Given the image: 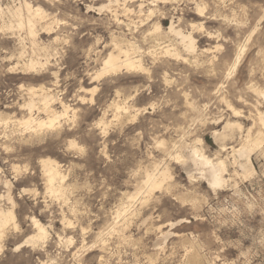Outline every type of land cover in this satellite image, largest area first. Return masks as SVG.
<instances>
[{
	"label": "rangeland",
	"instance_id": "374dc122",
	"mask_svg": "<svg viewBox=\"0 0 264 264\" xmlns=\"http://www.w3.org/2000/svg\"><path fill=\"white\" fill-rule=\"evenodd\" d=\"M117 1L0 0V208L15 213L0 264H264V153H253L256 174L246 179L230 149L243 138L222 151L213 134L229 121L242 122L244 135L260 130L264 0ZM28 6L43 15L34 36L12 17L19 8L28 17ZM172 24L193 35L195 53L168 35ZM113 36L139 48L146 71L96 78ZM43 94L55 99L50 110L64 113V102L67 114L55 127L29 129L31 115L48 117ZM193 148L227 161L225 188L200 179L187 160ZM45 161L57 166L63 196L51 194ZM166 170L162 189L149 191L146 175ZM35 221L47 228L44 240Z\"/></svg>",
	"mask_w": 264,
	"mask_h": 264
},
{
	"label": "bare ground",
	"instance_id": "6f19581e",
	"mask_svg": "<svg viewBox=\"0 0 264 264\" xmlns=\"http://www.w3.org/2000/svg\"><path fill=\"white\" fill-rule=\"evenodd\" d=\"M47 1V0H46ZM49 1H52V0H49ZM117 1V0H116ZM118 2V1H117ZM53 3V2H52ZM110 3H113L112 1ZM114 4V3H113ZM1 5V4H0ZM31 5V4H30ZM126 5V4H125ZM121 6V4H120ZM131 6V5H130ZM24 7V6H23ZM94 7V6H92ZM109 7V5H108ZM128 7V6H127ZM22 8V7H21ZM33 7L31 6H28L27 7V11H28V17L24 18V15L25 13L22 12V10L19 8L15 11L12 12V17L16 20V27H20V28H23V26L25 27V25L28 27V31L30 32L31 35L34 34L35 31V28L36 25L38 24V19L42 18V14L40 13L41 11L38 9L34 11V8L32 9ZM56 8V7H55ZM9 9V8H8ZM113 9V8H112ZM111 9V10H112ZM118 9V8H117ZM130 9V8H129ZM6 10V9H5ZM103 10V7L102 9ZM107 10V9H106ZM105 10V11H106ZM94 11V9H93ZM119 11V10H118ZM7 12V11H6ZM3 11L1 10V7H0V16L4 14H2ZM142 13V12H141ZM8 15V12L6 13ZM46 14V13H45ZM151 14V13H150ZM129 16V14H128ZM117 17V16H116ZM147 17H149L147 15ZM152 17V16H150ZM126 19V18H125ZM10 20H11V17H10ZM52 20V19H51ZM111 20V19H110ZM123 20V19H122ZM129 20V19H128ZM8 21V20H7ZM6 21V22H7ZM13 21V20H12ZM117 21H119L118 17H117ZM149 21V20H148ZM238 21V20H237ZM5 22V23H6ZM14 22V21H13ZM114 22V21H113ZM37 23V24H36ZM108 23V22H107ZM110 23V22H109ZM117 23V22H116ZM154 23V22H153ZM233 23V22H232ZM8 24V23H7ZM50 24V22H49ZM121 24V23H120ZM140 25V22L138 23ZM137 24V25H138ZM142 24V23H141ZM47 25V24H46ZM119 25V24H118ZM126 25V23H125ZM130 25V24H129ZM128 25V27H129ZM133 25V24H132ZM39 26V24H38ZM117 26V25H116ZM120 26V25H119ZM141 26V25H140ZM162 25L159 23V24H154L152 26V29L154 30L153 31V34L155 35V40L157 41H161L163 40V35L161 33V30H162ZM14 27V26H13ZM15 27V28H16ZM135 27V26H134ZM47 28V27H46ZM149 28V27H148ZM147 28V29H148ZM52 29V28H51ZM150 29V28H149ZM10 30V29H9ZM22 30V29H20ZM43 30V29H42ZM115 29H113L114 31ZM138 30V29H137ZM15 31V30H13ZM38 31V30H37ZM46 31V30H45ZM10 32V31H9ZM112 32V31H111ZM116 32V31H115ZM120 32V31H119ZM129 32V30H128ZM132 32V31H131ZM134 32V31H133ZM163 32V31H162ZM50 33V32H49ZM146 33V32H145ZM168 35H175L176 37V40L180 41L181 42V45H183V47L190 53H195L196 52V43H195V39L193 38V35L192 34H186V32L184 33L182 30H177L176 27L174 26V24H172L169 28V31H168ZM27 34V33H26ZM38 34V33H37ZM36 34V35H37ZM119 34V33H118ZM127 34V33H126ZM164 34V32H163ZM154 35H151V36H154ZM34 36V35H33ZM110 36V35H109ZM119 36V35H118ZM124 36V35H123ZM142 36H143V33H142ZM150 36V37H151ZM102 37V36H101ZM140 37V35H139ZM148 37V36H146ZM168 37V36H167ZM26 38V37H25ZM35 38V37H34ZM100 38V37H99ZM152 38V37H151ZM140 39V38H139ZM142 39V38H141ZM148 39V38H147ZM146 39V40H147ZM169 39V38H167ZM29 40H30V37H29ZM32 40V39H31ZM104 40V39H103ZM132 40V38L130 39ZM152 41V39H150ZM165 40V39H164ZM249 40V39H248ZM26 41V40H25ZM33 41V40H32ZM37 41V40H36ZM145 41V40H144ZM170 41V39L168 40ZM27 42V41H26ZM138 42V41H136ZM142 42V41H141ZM30 43V42H29ZM34 44V42H32ZM38 43V42H37ZM101 43V42H100ZM151 43V42H150ZM172 43V42H171ZM21 44V43H20ZM25 44V43H24ZM36 44V42H35ZM106 44V43H105ZM138 44V43H137ZM145 44H146V41H145ZM164 44V43H163ZM174 44V43H173ZM32 45V44H31ZM44 45V44H43ZM109 45V44H108ZM149 45V43H148ZM245 45V44H244ZM40 46V45H39ZM38 46V47H39ZM164 46V45H163ZM174 46V45H173ZM172 46V47H173ZM22 47V46H21ZM36 47V46H35ZM96 47V46H95ZM98 47V46H97ZM139 47H140V43H139ZM143 47V46H142ZM147 47V46H146ZM149 47V46H148ZM165 47V54L166 55H170V56H173V57H180L181 55L179 54L178 50L176 48L172 49L170 48L171 45L169 46H164ZM178 47V46H177ZM23 48V47H22ZM37 48V47H36ZM108 48V47H107ZM113 48H114V51L112 53L109 54V56L106 58V56L103 54L102 52V55L105 56V61L103 63V67L100 71V73L97 75L96 78H99L103 75H106V74H109V73H116L118 71H120L122 68L127 69L129 71H146V69L144 68L143 66V60H141L137 55L135 54H138L137 53V50L139 48H137L135 46L134 43H132L131 41L127 40L126 38L125 39H120L118 38L117 36H113ZM163 48V47H162ZM181 48V47H180ZM244 48V47H243ZM43 49V48H42ZM97 49V48H96ZM144 49V48H143ZM154 49V48H153ZM182 49V48H181ZM241 49V48H240ZM38 50V48H37ZM112 50V49H111ZM152 50V49H151ZM184 50V51H186ZM35 51V50H34ZM39 51V50H38ZM49 51V50H48ZM47 51V52H48ZM92 50H90L91 52ZM41 52V51H40ZM43 52V51H42ZM108 52V51H107ZM106 52V53H107ZM155 52V51H154ZM238 52L240 53V51L238 50ZM143 53V52H142ZM146 54V53H145ZM152 54V53H151ZM35 55H37L35 53ZM48 55V53H47ZM56 55V54H55ZM133 55H135L133 57ZM142 56V54H140ZM147 55V54H146ZM264 55V54H263ZM54 56V55H53ZM150 56V55H149ZM37 57V56H36ZM49 57V56H47ZM103 57V56H102ZM264 57V56H263ZM33 58V57H32ZM46 58V56H45ZM101 58V57H100ZM144 58V57H143ZM36 59V58H35ZM237 59H241V56H237ZM29 60V59H28ZM31 60V59H30ZM34 60V58H33ZM50 60V59H49ZM101 60V59H99ZM32 61V60H31ZM237 61V60H236ZM38 62V60H37ZM42 63V62H41ZM102 63V62H101ZM100 63V64H101ZM198 63V62H197ZM239 63V61H238ZM38 64V63H35L34 61H32L30 63V67H32V69L35 67V65ZM48 64V62H47ZM236 64V63H235ZM43 65V64H42ZM40 66V65H39ZM148 66V65H147ZM17 67V66H16ZM15 68V67H13ZM24 68V66H23ZM29 68V66H28ZM39 68V67H38ZM26 69V67H25ZM25 69H22L25 71ZM36 69V68H35ZM18 70V69H17ZM16 70V71H17ZM34 70V69H33ZM139 73V72H138ZM137 73V74H138ZM142 73V72H141ZM232 75V74H231ZM228 77V76H227ZM228 80V79H227ZM222 85V84H221ZM248 85V84H247ZM246 86V85H245ZM249 86V85H248ZM253 86V84H252ZM221 87V86H220ZM261 87V86H260ZM218 88V87H217ZM219 89V88H218ZM255 89V88H254ZM45 90V89H44ZM48 89H46L47 91ZM249 90H251L249 88ZM29 91V90H28ZM51 91V90H50ZM239 91V90H238ZM246 91V89H245ZM32 92H34L32 90ZM217 92V91H216ZM240 92V91H239ZM255 94L258 96L257 98H260L261 100L264 101V89H255L254 90ZM43 93V92H42ZM49 93V92H48ZM31 94V93H30ZM52 94V93H51ZM228 94V93H227ZM254 94V95H255ZM39 95V94H38ZM240 95V94H238ZM42 96V95H41ZM39 96V97H41ZM226 96V95H225ZM230 96L229 94L227 95V97ZM33 97V96H32ZM37 97V95H35V98ZM242 97V96H241ZM57 98V96H56ZM233 98V97H232ZM239 98V97H238ZM255 98V99H257ZM54 97H51L49 96L48 94H43L42 96V103H43V109L46 113H48V117L44 120L42 119H39V118H32V115L30 117V119L27 120V122L25 123V125L29 128V129H34V128H52V127H55L57 125V123H59V120L62 119L61 117L64 116V114L66 113L67 114V110H68V107L64 105V102H63V109H64V113H58L54 110H50L51 105H53V100ZM231 99V98H230ZM254 99V100H255ZM55 100V99H54ZM60 100V99H59ZM240 100V99H239ZM245 101V100H244ZM256 101V100H255ZM262 101V103H264ZM55 102V101H54ZM187 102V101H186ZM249 102V101H248ZM29 103V102H28ZM242 103V102H241ZM261 103V105H262ZM27 104V103H26ZM243 104V103H242ZM248 105L250 106V104L248 103ZM252 105V104H251ZM27 109L30 111V113L34 110V108H36L35 106H37L34 101L31 100V102L27 105ZM40 106V105H39ZM246 106V105H245ZM252 107V106H250ZM250 107H249V110H250ZM124 108V107H123ZM253 108V107H252ZM251 108V109H252ZM259 108V107H258ZM257 108V109H258ZM38 109V108H37ZM42 109V110H43ZM120 109V108H119ZM243 109V108H242ZM122 110V109H121ZM254 110V109H253ZM231 111V110H230ZM235 112V115H239V113L236 111V110H233ZM233 111H232V114H233ZM258 111V110H257ZM121 112V111H120ZM124 112V111H123ZM254 112V111H253ZM72 113V112H71ZM69 114V113H68ZM257 114V113H256ZM231 115V114H230ZM234 115V116H235ZM257 120L259 121V126H260V130L257 132V134L255 136H253L252 134V129H249L246 133V135H244V132H243V126H242V122L240 123V121H235V122H227L225 123L226 125L223 126V131L222 132H215L213 133L214 134V137H215V140L218 141L217 143L221 142V146L222 148V151H226L227 148H226V142L231 140V142L233 140H235V136L237 134H239L240 136V139L243 138V142L241 143L240 147L238 148H234V147H230V149L232 150V153L231 156H233V164L237 166V169L241 171L242 173V176L244 178H251L253 177L255 174H256V170L254 168V165H253V162H252V155L254 152L256 151H260L262 153H264V117L262 116V114L258 111V114H257ZM246 116V115H245ZM117 117V116H116ZM242 117V116H241ZM1 118V117H0ZM9 118V117H8ZM65 118V117H64ZM67 119V118H66ZM9 120V119H8ZM252 120V119H251ZM2 121V120H1ZM242 121V120H241ZM16 122V121H15ZM14 122V123H15ZM11 123V122H10ZM9 123V124H10ZM8 128V127H7ZM19 128V127H18ZM5 130V129H4ZM38 130V129H37ZM219 131V130H218ZM221 131V130H220ZM255 133V131H253ZM36 133V132H35ZM7 135V134H6ZM30 137V136H29ZM9 138V137H8ZM235 142V141H234ZM75 144V143H74ZM161 144V143H160ZM163 144V143H162ZM228 144V143H227ZM238 144V143H237ZM240 144V143H239ZM71 146V145H70ZM235 146V145H234ZM222 151L221 154H222ZM226 154V153H225ZM260 154V153H259ZM178 156V155H177ZM224 156V155H223ZM220 157V155H219ZM176 158V157H175ZM177 159H181L180 156L177 157ZM223 159V158H222ZM228 159V158H227ZM183 160V159H182ZM188 160V164L190 162V166L191 167H194L193 169H197V171H200L198 173H200V179L201 180H205L209 186L214 189V191H216L217 189H223L225 188L229 182H230V179H227L226 175L227 173H230L228 171V164H227V161L226 160H221V159H218L217 161L215 160H212L210 159L208 156H206L202 150L200 149H197V148H193L191 154H190V158H187ZM53 161V160H52ZM185 162V160H183ZM187 162V161H186ZM230 161H228L229 163ZM57 165V164H56ZM43 166H44V169H45V172L47 174V178H48V182L50 184V192H52L51 194L53 195L56 194V195H61L63 196L64 194V191L62 189V187H55V183L56 181H58L60 179V172L57 168V166H55V164H53L51 161H45L43 162ZM230 166V165H229ZM168 169V168H167ZM163 170V169H162ZM192 170V169H191ZM148 171V170H147ZM169 170H166V171H162V173L160 175L158 174H147L146 172V182H145V186L148 188L149 191H155V189H158V188H161L162 185H163V182L168 178V172ZM155 172V171H153ZM194 172H196L194 170ZM151 173V172H150ZM156 173V172H155ZM197 173V174H198ZM44 174V173H43ZM230 175V174H228ZM196 176V175H195ZM229 178V177H228ZM171 179V178H170ZM195 180V178L193 179ZM169 181V180H168ZM171 181V180H170ZM232 182V181H231ZM170 183V182H169ZM12 184V183H11ZM61 184V182H60ZM64 184H66L64 182ZM171 185V184H170ZM236 185V184H235ZM65 186V185H64ZM6 187V186H5ZM8 187V186H7ZM47 187V186H46ZM66 187V186H65ZM146 188V189H147ZM162 189V188H161ZM10 190V189H9ZM48 191V190H47ZM146 191V190H145ZM67 192V190H66ZM69 192V191H68ZM217 192V191H216ZM154 193V192H153ZM150 195V194H149ZM10 197V196H9ZM52 197V196H51ZM149 197V196H148ZM10 199V198H9ZM13 199V198H12ZM65 200V198H64ZM15 203V202H14ZM13 205V204H12ZM14 207V206H13ZM127 207V205L125 206ZM124 208V207H123ZM6 209V208H5ZM5 209H2L0 208V240L4 237V234H5V230L7 229V227L15 220V213H14V209H8V210H5ZM138 211V210H137ZM127 212V211H126ZM126 214V213H125ZM120 215V214H119ZM124 215V214H123ZM131 215V214H130ZM125 216V215H124ZM129 216V215H128ZM134 216V215H133ZM35 219V218H34ZM115 220V219H114ZM120 221V220H119ZM16 222V221H15ZM14 222V223H15ZM128 222V221H126ZM172 224V223H171ZM126 225H128L126 223ZM35 226L38 230V236L37 238L39 240H44L46 237H48V235L46 236V229L44 228V226H42L38 221H35ZM117 226V225H116ZM163 226V225H162ZM172 226V225H171ZM112 229L113 227L110 226ZM118 227V226H117ZM124 227V226H123ZM121 229V227H120ZM85 230V229H84ZM115 230V229H114ZM48 232V231H47ZM122 232V231H120ZM162 234V233H161ZM168 234V233H167ZM166 234V235H167ZM172 234V233H170ZM160 235V234H159ZM165 236V235H164ZM8 237V236H7ZM163 237V236H162ZM161 237V238H162ZM170 237V236H168ZM32 238V237H31ZM32 240V239H31ZM47 240V239H46ZM3 241V240H2ZM71 241V240H70ZM46 242V241H44ZM161 242V241H160ZM3 244V243H2ZM44 244V243H43ZM43 247V246H42ZM1 248V247H0ZM85 249V247H84ZM186 249V248H185ZM192 250V248H191ZM189 253V252H188ZM193 253V252H192ZM187 254V253H186ZM196 255V254H195ZM199 255V253H198ZM186 256V255H185ZM191 256V255H190ZM194 256V255H193ZM188 259H189V256L187 255ZM192 259V258H191ZM195 259V258H194ZM196 259L198 261V258H197V255H196ZM200 260V259H199ZM196 262V261H194Z\"/></svg>",
	"mask_w": 264,
	"mask_h": 264
}]
</instances>
